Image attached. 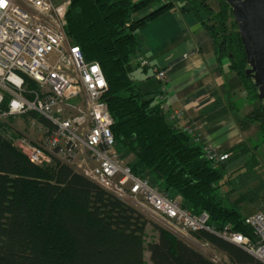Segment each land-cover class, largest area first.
I'll return each instance as SVG.
<instances>
[{
    "label": "trees",
    "instance_id": "1",
    "mask_svg": "<svg viewBox=\"0 0 264 264\" xmlns=\"http://www.w3.org/2000/svg\"><path fill=\"white\" fill-rule=\"evenodd\" d=\"M154 1L70 0L67 32L85 59L98 61L104 69L109 84L104 98L115 118L117 148L134 173L170 197L178 196L192 213L209 212L217 228L250 233L245 223L249 214H243L240 204L246 198L232 200L225 190L238 175L252 178L264 165V110L246 73L247 54L233 10L225 0H217V8L209 0H183L184 11L209 15L203 24L214 38L223 72L235 71L250 97L245 101L259 103L244 119L245 124H260L258 143L244 140L229 150V161L216 164L207 157V144L170 122L163 103L155 104V92L136 82V66L149 68L137 61L140 28L177 4L170 0L134 17ZM231 107L238 108L231 97H218L196 119L226 116ZM6 128L0 122V264H221L161 225H154L158 238L147 244L149 220L140 211L66 164L32 162ZM235 157H245L244 165L229 172L227 163ZM260 197L254 193L248 199L259 198L264 208ZM192 234L222 253L229 264H264L216 233L201 229Z\"/></svg>",
    "mask_w": 264,
    "mask_h": 264
},
{
    "label": "built area",
    "instance_id": "2",
    "mask_svg": "<svg viewBox=\"0 0 264 264\" xmlns=\"http://www.w3.org/2000/svg\"><path fill=\"white\" fill-rule=\"evenodd\" d=\"M69 7L70 0H0V122L15 145L36 164L56 160L70 166L141 213L168 222L178 235L205 229L264 261V212L245 217L250 233L219 229L209 212L192 213L122 158L112 129L115 118L104 98L106 74L69 36ZM139 60L150 66L146 58ZM153 70L161 81L167 79L165 68ZM206 151L216 164L230 158L213 145Z\"/></svg>",
    "mask_w": 264,
    "mask_h": 264
},
{
    "label": "crops",
    "instance_id": "3",
    "mask_svg": "<svg viewBox=\"0 0 264 264\" xmlns=\"http://www.w3.org/2000/svg\"><path fill=\"white\" fill-rule=\"evenodd\" d=\"M182 8L177 4L140 28V57L150 62L149 68L167 70L168 77L162 81L160 97L170 122L184 129L191 126L193 135L200 137V143L207 146L218 148L226 144L233 148L255 135L260 127L255 123L245 124L247 114L241 119L229 114L214 122L196 119L205 107L222 97L226 75L216 53L214 38L203 24L207 13L203 11L199 16ZM235 85L236 89H244L239 86L242 84L238 77ZM227 95L229 99V91ZM213 113L215 111L209 116ZM245 125L248 127L244 128Z\"/></svg>",
    "mask_w": 264,
    "mask_h": 264
},
{
    "label": "rangeland",
    "instance_id": "4",
    "mask_svg": "<svg viewBox=\"0 0 264 264\" xmlns=\"http://www.w3.org/2000/svg\"><path fill=\"white\" fill-rule=\"evenodd\" d=\"M54 1L56 3H58V2L64 1V0H54ZM167 1H170V0L154 1L149 6H147L146 8L133 13V15L135 18H139L141 16H144V15L148 14L149 12H151L152 10L158 8L159 6H161V4H163ZM175 2L178 4V7H179V5H181V7H184V1L183 0H176ZM209 2L212 6H215L216 8L218 7L217 0H209ZM206 20L209 21V15L208 14H206ZM140 39L142 40L141 37H140ZM225 74H226V79H225L226 83L223 84L224 94H222V97L227 100V97H228L227 92L229 91V93L231 94L230 97L232 99V102H235V105L238 107V108L231 107L229 114H231L233 116H237L238 118L241 119L246 114H249L252 111L256 110L259 107V103H258V101H247V102L245 101V98H246V100H248L250 97H249V95L245 89H236L235 82H236V79L238 76L235 73V71L228 69V70H226ZM135 78H136L137 84H139L143 90H145L147 92L148 91L155 92V93H151V95L155 98V104L161 102L160 90L162 89V86H163L162 83L163 82L156 76L153 68H148L146 71H144L142 66L137 65L136 69H135ZM238 79H239V77H238ZM239 81H240V79H239ZM239 86L243 87L241 85H239ZM151 95H148V96L150 97ZM241 97H243V98H241ZM229 114H227L226 116H228ZM226 116L223 114H218L217 117L215 119H212L211 121L214 122V121H217L219 119L226 118ZM254 123L259 125L260 128L255 132L256 133L255 135H252V137L247 138V141L251 140L254 144H257L259 136L262 134V132H261L260 124L256 123V122H254ZM246 127H248V125L247 126L245 125L244 128H246ZM220 148H223V150L224 149L230 150L232 148V146L228 147L226 144H224L221 146L219 145L218 149L221 150ZM223 150H221V151L225 152ZM260 151H261V155H264V144L260 148ZM261 155H260L261 162L264 163V156L262 157ZM128 158L131 159L130 157H128ZM244 159H245V157H242V158L241 157L240 158L235 157V158L230 159L231 161L227 163L228 171L229 172L234 171V170L238 169L239 167H241L242 165H244ZM228 161H229V159H228ZM243 171L245 172V170H242V172ZM238 174H240V172H237L236 175H238ZM260 177L262 179H264V165H263L262 169L260 170V172L257 175H254V177H252V178L247 179V178H243V175H240V176L238 175V178L236 177L235 182L233 184L229 185V188H227V190H225L230 195V198L232 200L238 199L239 197L246 198V200H244L242 203H240L245 208V210L241 209L243 214H252L256 211H263L264 212V208H262L263 206H261V204H260L261 202L260 201L258 202L259 198L256 200H250V198L248 199V197H252L254 195V193L257 194V196L262 195V197H260L261 199L264 197V180L260 181L259 180ZM245 179H247L246 182L244 181ZM239 182H242V183L239 184ZM126 201H128V200L126 199ZM142 214L149 220V223L147 224V228H146L147 229L146 230V241L148 244L150 242L155 241L158 238V231L156 230L154 225L157 224V225H161L165 228H168L167 225H169V223L168 222L165 223L162 219H160V221L162 222L161 223L151 215H148L146 213H142ZM179 236L183 240H185L187 243H189L192 246H194L195 248L203 251L207 255L212 254L214 256V258L218 262H220L221 264H229L227 258L222 253L216 251L209 244H208V246H206L205 244H207V243H204L200 240H197L192 233L184 232L183 234H181ZM146 257L148 259H150V252L149 251L146 252Z\"/></svg>",
    "mask_w": 264,
    "mask_h": 264
},
{
    "label": "water",
    "instance_id": "5",
    "mask_svg": "<svg viewBox=\"0 0 264 264\" xmlns=\"http://www.w3.org/2000/svg\"><path fill=\"white\" fill-rule=\"evenodd\" d=\"M233 10L247 54L246 70L264 110V0H225Z\"/></svg>",
    "mask_w": 264,
    "mask_h": 264
},
{
    "label": "bare ground",
    "instance_id": "6",
    "mask_svg": "<svg viewBox=\"0 0 264 264\" xmlns=\"http://www.w3.org/2000/svg\"><path fill=\"white\" fill-rule=\"evenodd\" d=\"M225 152H226V151H225ZM226 153H228V154L230 155L229 151H227Z\"/></svg>",
    "mask_w": 264,
    "mask_h": 264
},
{
    "label": "clouds",
    "instance_id": "7",
    "mask_svg": "<svg viewBox=\"0 0 264 264\" xmlns=\"http://www.w3.org/2000/svg\"><path fill=\"white\" fill-rule=\"evenodd\" d=\"M263 212V211H262Z\"/></svg>",
    "mask_w": 264,
    "mask_h": 264
}]
</instances>
